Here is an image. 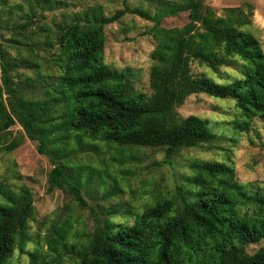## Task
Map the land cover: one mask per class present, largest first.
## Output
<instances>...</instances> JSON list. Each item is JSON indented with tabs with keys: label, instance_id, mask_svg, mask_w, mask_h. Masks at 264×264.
Segmentation results:
<instances>
[{
	"label": "trees",
	"instance_id": "obj_1",
	"mask_svg": "<svg viewBox=\"0 0 264 264\" xmlns=\"http://www.w3.org/2000/svg\"><path fill=\"white\" fill-rule=\"evenodd\" d=\"M30 1L29 23L38 7L60 3ZM154 1V11L124 1L110 15L98 8L64 22L53 40L42 37L54 49L50 58L17 30L10 42L27 49L25 57H11L0 41V150L17 148L23 138L35 141L37 152L52 165L49 188L69 193L82 207L87 205L82 189L88 188L90 177L83 180V171L75 172L68 159L83 138L163 149L169 163L180 149L227 138L225 129L216 133L207 119L177 113L188 96L198 93L234 102L238 119L232 135L247 131L255 118L264 129V51L249 29L252 5L225 7L217 15L206 0ZM127 14L152 23L147 30L155 41L149 94L136 90L126 73L104 62L105 27ZM180 14H187L183 24H165ZM192 63L213 72L231 67L234 75L217 81L205 72L194 73ZM20 68L33 71V76ZM15 123L22 131L3 138ZM189 167L186 191L178 188L180 205L162 198L139 213L130 211L131 220L103 218L75 264H264V245L251 254L245 249L264 238V193L244 189L229 163L195 160ZM1 186L0 264H5L16 243L28 240L33 199L26 187L13 193ZM112 210L129 214L120 203ZM63 237H47L49 251L57 253ZM29 255L35 264L37 253Z\"/></svg>",
	"mask_w": 264,
	"mask_h": 264
},
{
	"label": "rangeland",
	"instance_id": "obj_2",
	"mask_svg": "<svg viewBox=\"0 0 264 264\" xmlns=\"http://www.w3.org/2000/svg\"><path fill=\"white\" fill-rule=\"evenodd\" d=\"M124 1L130 6L151 11H154L156 4L154 0H60L52 8L46 5L38 7L33 22L29 23L28 18H32L29 4L32 1L0 0V41L11 57H25L27 49L10 42L12 33L17 30L27 40H33L37 48H44L45 55L50 58L54 49L48 43L41 42L44 35L53 40L54 34L64 22H69L76 16L83 17L84 13L98 8L105 15H110L121 8ZM205 2L217 15H221L225 7H243L245 3H250L253 15L249 29L264 51V0ZM186 16L187 14H180L164 22L167 26L181 25L186 21ZM21 24L26 26L13 28L14 25ZM151 25V22L137 15L127 14L105 27L104 44V62L111 69L126 73L135 89L147 94L150 93V53L155 45L154 39L147 33ZM39 52L44 53L42 49ZM191 69L194 73L205 72L217 81L223 80L224 76L234 75L231 67L224 66L213 72L192 63ZM19 71L33 76V71L23 68ZM47 74L45 69V75ZM176 111L183 117L192 114L207 119L216 133L225 129L224 135L227 138L180 149L169 163L165 162L163 149L119 146L83 138L82 145L75 146L68 160L75 172L76 169L83 171V180L86 176L90 177L88 188L82 189L86 207L80 206L69 193L49 188L47 178L52 165L45 155L37 152L35 141L23 138L17 148L11 151L0 150L1 188L17 193L19 189L26 187L33 199V210L26 229L28 240L20 245L16 243L5 264H31V252L38 255L35 264H75L78 252L87 247L94 226L103 218L131 220L130 211L139 213L146 205L162 198H171L175 204L180 205L178 188L186 191L185 176L190 173V163L195 160L229 163L235 169L237 182L244 189L264 193V129L258 118L251 121L247 131L237 130L232 135V126L238 119L234 102L203 93L188 96ZM19 131H22L21 127L15 123L3 138L15 136ZM71 145L74 146L75 143L71 141ZM118 203L129 214L112 210ZM62 229L65 232L61 233ZM60 234L64 237L58 244L57 253L49 251L47 237L60 239ZM262 245L264 238L247 244L245 249L251 254ZM57 257H60L59 261Z\"/></svg>",
	"mask_w": 264,
	"mask_h": 264
}]
</instances>
